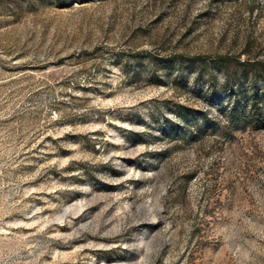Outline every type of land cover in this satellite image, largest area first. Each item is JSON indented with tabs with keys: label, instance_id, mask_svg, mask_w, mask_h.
I'll return each mask as SVG.
<instances>
[{
	"label": "rangeland",
	"instance_id": "374dc122",
	"mask_svg": "<svg viewBox=\"0 0 264 264\" xmlns=\"http://www.w3.org/2000/svg\"><path fill=\"white\" fill-rule=\"evenodd\" d=\"M0 264H264V0H0Z\"/></svg>",
	"mask_w": 264,
	"mask_h": 264
}]
</instances>
